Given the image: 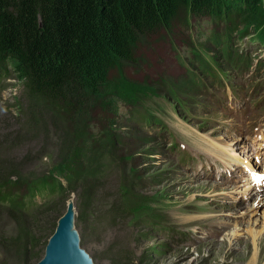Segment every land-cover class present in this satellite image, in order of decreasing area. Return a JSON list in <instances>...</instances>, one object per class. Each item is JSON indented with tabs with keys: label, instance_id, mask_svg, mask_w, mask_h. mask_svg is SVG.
<instances>
[{
	"label": "rangeland",
	"instance_id": "obj_1",
	"mask_svg": "<svg viewBox=\"0 0 264 264\" xmlns=\"http://www.w3.org/2000/svg\"><path fill=\"white\" fill-rule=\"evenodd\" d=\"M237 2H227L236 23L231 26L233 33L249 29L263 39L232 40L234 51L251 56L253 64L249 70L220 73L217 67L230 65L222 48L214 43L213 34L223 33L225 23L212 21L208 16H194L188 5H181L170 27L139 47L140 66L119 73L112 88L98 100L91 130L100 134L116 132L119 143L117 161L98 178L99 186L89 208L82 201L83 189L65 184L62 171L66 170V162L59 152L55 128L48 122L43 132L27 133L28 117L23 110L28 103L14 61L0 65V145L15 131L17 135V140L12 138L0 146V174L15 169L16 175L24 180L51 177L62 183L55 194L43 192L50 197L27 195L18 203L15 191L8 195L17 206L0 202V264H20L18 250L7 242L18 235L23 221L37 238L35 255L28 264H37L44 257L47 242L73 195L81 246L95 264H251L253 244L245 229L233 247L226 241V235L234 227L232 215L235 217L255 201L241 205L238 187L233 189L238 186L236 178L224 172L226 167L219 157L197 144L204 140L203 136H196V143L174 124L180 118L174 103L180 101L185 106L194 103L195 120L186 123L209 139L224 141L221 142L224 147L230 125L244 111L264 102V45L260 44L264 43V20L249 24L247 17L239 19ZM209 56L217 59V67L212 64L215 74L205 70V59L210 62ZM191 79L195 80V86L189 83ZM182 83L189 84L187 90L180 87ZM171 87L179 93L171 96ZM223 93L221 97L219 94ZM138 111L146 116L156 115L165 126L137 123L130 113ZM186 133L197 135L191 130ZM150 150L153 156L149 155ZM213 168L219 175L216 183L228 186L217 184L213 190L215 184L204 181L203 174ZM10 181L21 185L19 177ZM36 200L35 206L26 207V202L33 205ZM14 209L17 211L13 212ZM151 211L163 216L155 230L140 222ZM192 213L204 216H191ZM163 226L170 227L171 233L175 231V240L161 229ZM216 227L221 230L219 239L208 237L204 242ZM184 239L196 246L178 243ZM260 241L264 242V235ZM257 264H264V248Z\"/></svg>",
	"mask_w": 264,
	"mask_h": 264
},
{
	"label": "trees",
	"instance_id": "obj_2",
	"mask_svg": "<svg viewBox=\"0 0 264 264\" xmlns=\"http://www.w3.org/2000/svg\"><path fill=\"white\" fill-rule=\"evenodd\" d=\"M227 2L0 0V65L13 60L15 72L24 82L27 133L43 132L48 122L55 128L59 152L66 162V170L62 171L65 184L83 189L82 201L88 208L94 201L98 178L117 161L119 143L116 132L100 134L91 130L98 100L112 88L119 73L140 66L139 47L168 29L181 5H188L194 16H208L212 21L225 23V31L214 32L213 37L228 60L238 54L232 47L234 38L263 40L249 29L233 33L231 26L236 23ZM237 6L241 12L239 19L247 17L249 24L263 22L264 0H238ZM187 86L188 83L180 85L185 90ZM130 116L137 123L161 122L139 111ZM12 138L17 140L16 131L2 145ZM149 155H154L151 150ZM15 176L21 179V185L10 181ZM29 179L16 175L15 169L0 174V202L17 206L10 196L15 191V199L21 203L27 195L55 194L62 186L58 178ZM7 243L18 250L20 264H28L35 255L37 238L24 221L18 235Z\"/></svg>",
	"mask_w": 264,
	"mask_h": 264
},
{
	"label": "bare ground",
	"instance_id": "obj_3",
	"mask_svg": "<svg viewBox=\"0 0 264 264\" xmlns=\"http://www.w3.org/2000/svg\"><path fill=\"white\" fill-rule=\"evenodd\" d=\"M196 136H201V135L198 134ZM201 141H203V140H201ZM216 150H217V152H219V156L223 160L229 161L227 153L226 152L223 153L222 149L216 143H214L212 140L209 141L207 143L208 153L209 152L210 153H217ZM233 160L238 163L240 158L235 156V158ZM246 160H252V158L246 157ZM205 178H206L204 180L205 182H210V183L212 182L213 184H215L212 187H213V190H216L215 186H217V184H219V183H216L214 181L215 173L211 172V173L205 174ZM221 185L227 186V185H223V184H221ZM237 187L239 189V193H241L242 195H247L250 192V188L247 185H244L241 189L239 188V186H234L233 189L237 188ZM263 204H264V197L262 199H260L259 201L255 200V202L251 203V205H248V207H245L242 210H240L238 213H236L235 217L232 215V217L235 218L233 221L234 227H233V230L230 231L229 234L226 235V241H228L229 245L231 247H233L237 243L238 238H240V236L242 234H245V231H246V234H248L247 235L248 238L251 239V242L253 244V256L251 257V264H257L258 259L261 257L262 252H263V248H264V242L260 241L261 236L264 235V209L262 210ZM228 223H230V222H228ZM258 223L260 226L258 225ZM244 229H245V231H244ZM210 237L215 238L212 236H210Z\"/></svg>",
	"mask_w": 264,
	"mask_h": 264
},
{
	"label": "water",
	"instance_id": "obj_4",
	"mask_svg": "<svg viewBox=\"0 0 264 264\" xmlns=\"http://www.w3.org/2000/svg\"><path fill=\"white\" fill-rule=\"evenodd\" d=\"M74 196L68 199L66 211L57 222L44 257L37 264H95L90 254L81 246L80 234L76 228Z\"/></svg>",
	"mask_w": 264,
	"mask_h": 264
}]
</instances>
